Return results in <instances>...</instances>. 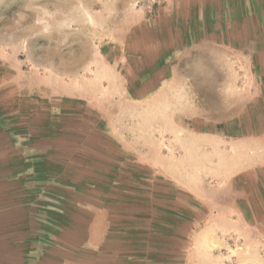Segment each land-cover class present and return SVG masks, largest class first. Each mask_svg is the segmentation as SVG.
<instances>
[{
	"label": "rangeland",
	"instance_id": "obj_1",
	"mask_svg": "<svg viewBox=\"0 0 264 264\" xmlns=\"http://www.w3.org/2000/svg\"><path fill=\"white\" fill-rule=\"evenodd\" d=\"M241 11L238 0H0V220L14 214L15 196L26 193L9 152L30 146L49 159L46 182L72 155L73 174L59 178L77 182V190L67 193L84 204L93 196L97 214L110 211L112 229L153 238L155 261L264 264V176L263 182L252 177L237 185L241 192L248 186L253 204L243 207L247 221L231 231L229 208L195 201L159 169L141 165V181L109 176L110 186L100 173L107 157L117 164L120 140L140 142L143 162L153 156L166 163L162 148L173 155L174 172L189 169L182 175L187 189L201 185L214 198L213 189L224 184H199L192 174L195 163L204 161L194 158L202 133L193 124L203 113L219 117L236 97L231 88L257 85L246 78V42L259 32L254 18ZM71 83L78 98H62ZM13 136L29 142L17 148ZM185 136L190 142L184 153L176 142ZM91 161L94 167H87ZM219 195L229 200L228 192ZM0 230L6 231L3 222ZM165 248L173 255H165Z\"/></svg>",
	"mask_w": 264,
	"mask_h": 264
},
{
	"label": "crops",
	"instance_id": "obj_2",
	"mask_svg": "<svg viewBox=\"0 0 264 264\" xmlns=\"http://www.w3.org/2000/svg\"><path fill=\"white\" fill-rule=\"evenodd\" d=\"M238 4L242 7L244 16L254 18L255 30L259 32L258 38L246 42V46L251 47V53L246 55V62L249 63L245 70L246 78L254 80L257 85L252 82L251 86L231 88L236 97L230 99L228 106L222 108L219 117L213 118L203 113L198 115L193 124L195 128H201L199 132L202 133L196 148L198 156L194 158L204 161L195 163V171L192 174L199 184L202 180L212 179L223 183L224 186L214 188L215 196L210 200L207 198L208 190L201 185L188 189L183 185L182 175L190 174V171L187 169L185 172H174L173 155H164L160 148L159 157L166 158V163H159L153 156H150L149 163L143 162L142 155L139 156L143 152L140 142L131 143L127 140L119 141L121 151L117 156V164H111L110 158L107 157L109 162H102L104 170L100 172L106 177L105 180L107 179L104 183L110 186L113 178L110 181L109 176L130 175L135 176L134 180L141 181V170L144 167L141 165H147L145 167L151 171L159 169L165 173L167 181H171L176 189L188 194L195 201L207 207L229 208V219L226 220L229 229L247 221L243 207L253 204V199L248 197L251 194L248 193L247 185L252 177L256 182H263L264 176V0H238ZM246 30H249L247 26ZM156 50L154 47L153 52L156 53ZM149 78V74L145 75V80L139 78L142 86ZM66 90L68 93L62 98H78L79 90L75 84L71 83ZM220 90L221 94L225 95L224 88ZM131 91L127 84L125 93L131 95ZM188 138L185 136L176 142L181 143L184 153L189 148ZM28 139L13 136L11 143L18 148L22 143L29 142ZM154 143L155 149L159 150L158 142ZM169 144L172 148H177L175 142ZM28 148L29 150L9 152L11 159H14L9 163L13 173L25 177L23 189L26 193L22 199L20 194L15 196L16 199L11 204L14 214L0 220L6 229L5 232L0 230V264H174L168 262L167 257L164 262L153 259L158 249L153 243V238H138L126 234L123 230L112 229L110 211L103 209L97 214L93 196L84 204L76 194L67 193L77 190V182L64 183L59 179L62 177L61 172L64 175L74 172L71 170L74 168L71 154L63 166L54 167L61 169L55 180L46 182L44 165L49 159L38 152L33 154L31 147ZM131 162L132 167L128 165ZM19 163H25V169H19ZM198 165L200 168L197 171ZM86 166L94 167V164L91 161V164L86 163ZM243 183L247 185L245 191L241 192V186L237 185ZM113 184L117 185L116 182ZM222 191L228 192L229 200L222 199L219 195ZM234 193L236 195H233ZM246 197L249 202L244 201ZM254 204L257 205L255 200ZM221 228L219 225V230ZM3 238L4 240H1ZM162 251L165 255H173L172 249L165 248Z\"/></svg>",
	"mask_w": 264,
	"mask_h": 264
}]
</instances>
